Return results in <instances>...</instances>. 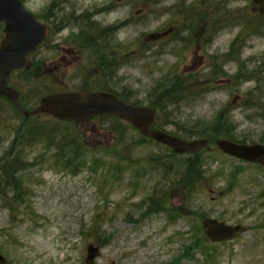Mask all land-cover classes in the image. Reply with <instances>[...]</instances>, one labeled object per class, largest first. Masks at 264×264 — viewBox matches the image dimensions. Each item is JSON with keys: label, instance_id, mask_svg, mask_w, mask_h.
<instances>
[{"label": "rangeland", "instance_id": "374dc122", "mask_svg": "<svg viewBox=\"0 0 264 264\" xmlns=\"http://www.w3.org/2000/svg\"><path fill=\"white\" fill-rule=\"evenodd\" d=\"M21 1L27 11L40 21L44 16L52 26L62 16L79 18L75 22L91 25L92 33L103 31L113 55L110 61L120 59L122 64L114 76L109 70L110 79L99 73L97 80L98 50L85 51L86 58H92L79 84L57 81L39 69L38 62L9 83L19 92L24 109L33 112L43 96L58 90L76 88L84 94L90 87H110L149 106L156 101L155 89L169 77L183 84L181 96L187 98L159 116L164 131L189 141L201 139L199 131L211 128L217 114L228 111L236 126V142L262 143L264 122L243 109L255 83L237 79L239 67L249 71L264 65V17L251 1ZM170 27L194 28L190 32L182 28L174 39L142 47L146 35ZM81 28L75 27V34ZM234 41L238 44L231 49ZM37 59L38 52L30 61ZM261 96L264 100L263 91ZM23 122L13 105L0 99V162L12 155L22 161L23 171L37 165L27 172L28 194L14 213L3 207L8 190L0 194V264H89L88 244L101 250L93 264H264L263 167L228 157L213 144L200 155L199 180L190 183L197 187L184 192L188 156L173 154L124 122L96 117L74 124L48 115L31 117V124L46 125L69 134L68 142L76 141L64 154V161L69 159L67 163L78 168L70 174L55 164L60 154L46 150L49 141L28 133L32 128ZM20 131L30 135L17 140ZM148 198L161 200L165 210L144 212ZM212 218L248 230L233 241L212 242L205 236V223ZM94 224L100 226L98 233ZM199 246H205L204 251ZM186 252L191 259L183 256Z\"/></svg>", "mask_w": 264, "mask_h": 264}, {"label": "water", "instance_id": "95a60500", "mask_svg": "<svg viewBox=\"0 0 264 264\" xmlns=\"http://www.w3.org/2000/svg\"><path fill=\"white\" fill-rule=\"evenodd\" d=\"M264 16V0H251ZM0 24L4 25V39L0 44V98H7L20 112L28 117L18 101L17 90L8 87L10 74L15 70H29L32 63L27 57L32 54L47 34L46 26L26 11L20 0H0ZM165 33H151L146 41H156ZM49 114L59 121L84 123L94 116L114 115L128 122L143 136L170 147L178 155L194 154L207 145L206 140L184 141L167 133L154 130L156 111L149 107L130 105L116 96L105 92H94L85 96L78 93H56L40 100L32 114ZM216 145L224 154L238 160L259 164L264 167V145L238 144L217 140ZM206 236L213 242H224L238 238L246 232L242 225L227 226L210 219L205 223ZM99 248H87V260L92 263L99 256ZM0 260L2 257L0 256Z\"/></svg>", "mask_w": 264, "mask_h": 264}, {"label": "trees", "instance_id": "16d2710c", "mask_svg": "<svg viewBox=\"0 0 264 264\" xmlns=\"http://www.w3.org/2000/svg\"><path fill=\"white\" fill-rule=\"evenodd\" d=\"M212 27H214V23L212 24ZM185 29L187 32H190L194 27H191L189 29H186L184 27H176L174 34H179L181 29ZM96 34V32L93 33V36ZM238 44L237 41H234L231 45V49H233ZM240 48V47H239ZM38 63L34 64V68H36ZM20 72V73H24ZM245 78V82L253 81L255 83V87L247 93V97L245 101L243 102V109L245 111L251 112L250 115L254 117H258L264 122V100L261 96V91L264 93V65L257 66L255 68H252L251 70H246V68L239 67L238 73H237V79L240 80V78ZM183 84H178L177 81L172 80L171 78H167V80L159 85L155 89L156 95V101L155 103H152L150 106L157 109L159 112V116H161L162 113L166 112L165 110L170 107L172 104L177 103L179 101H182L187 98V96H181L185 93V90L182 89ZM97 89H88L86 92L94 91ZM101 90V89H99ZM107 92L113 93L116 96H118L120 99L132 103L134 105H141L137 102H132V97L128 94H118L113 91V89H102ZM55 93V92H53ZM51 94V93H49ZM48 95V94H47ZM20 114V113H19ZM21 115V114H20ZM22 116V115H21ZM109 119L113 120L114 122L120 123V121L114 117H107ZM159 119V118H158ZM24 127L32 128L29 130L28 133H32L33 135L38 134L43 136L47 141H49V144L46 145V150L48 152L55 151L54 155L60 154V157H56L55 164L62 166L64 170H66L70 174H75L77 172L78 168H74L73 166H70L67 162L69 159L64 161V154L70 153L72 151V148L74 145H76L75 140H70L69 134L55 131L50 129L48 126H38L36 124H31L30 119L23 122ZM156 129L164 131L161 128L160 125V119L156 123ZM236 131V126L231 120V117L229 115L228 111H221L217 114L214 125L209 129H203L199 131L198 136L201 139H207L209 141L210 147L211 145L215 144L216 139H226L230 141L236 142L237 139L234 135V132ZM70 134L74 135V139H77L78 142L82 141L81 137L79 135H76L73 131L70 132ZM30 134H24L20 131L17 134V140H20L22 138L26 139ZM175 135V134H173ZM120 136V135H119ZM177 136V135H176ZM180 137V136H178ZM69 138V139H68ZM183 138V137H181ZM246 142L245 140H242V143ZM261 142L264 143V138L261 139ZM83 146V144H81ZM84 147V146H83ZM78 149L76 148L73 152V155L76 156L78 153ZM202 153H197L191 156H188L185 160V177L182 179V184L184 188L182 190L184 192L194 191V189L197 187V185H193L195 182L199 180L196 172V168L198 167V164L200 163V155ZM63 155V156H62ZM10 159V160H8ZM20 161L14 160L12 155L9 157L4 158L0 162V194L3 191L2 189H7L6 193H4L3 197V206L7 208L10 212H14L21 204L25 202L24 198L28 194L27 189H29V186L27 185L28 180V174L27 172L37 165H28V171H23L24 169L19 168ZM155 167H157V163L155 162ZM164 172H168L169 169L165 166H162ZM24 172L23 175L16 176L17 173ZM176 176V173L174 174ZM191 182H194L193 184H190ZM188 186V187H186ZM6 195H10L9 198H6ZM3 196V193H2ZM150 201V202H149ZM22 202V203H20ZM147 205V207L144 209V212L155 213L158 211H164L165 207L163 205L162 207V201L161 200H152L151 198H148L146 202H144V205ZM165 204V202H164ZM171 215H174L173 211L169 212ZM94 221H98L95 219ZM93 231L95 233H98L100 230V226L94 224L92 227ZM200 234H203L202 230ZM98 244L100 242H97ZM101 246H104V244H100ZM187 248V247H186ZM205 246H199V251H204ZM187 259H191L190 256L187 255V252L183 255Z\"/></svg>", "mask_w": 264, "mask_h": 264}, {"label": "flooded vegetation", "instance_id": "af4514ba", "mask_svg": "<svg viewBox=\"0 0 264 264\" xmlns=\"http://www.w3.org/2000/svg\"><path fill=\"white\" fill-rule=\"evenodd\" d=\"M61 1L64 2L65 0ZM54 7V4L52 5L51 3L50 8ZM62 13L63 10L60 9L59 14L61 15ZM61 18L62 16L55 26H52L51 23L48 25L47 38L40 47L38 61L44 73L48 72L53 75L57 81H81L79 82L81 84L83 82V73L87 69L86 62L89 57L90 59L92 58V56L86 58L85 51L93 49L98 50L95 56L97 67L94 69V76L97 80H101V77L98 78L99 73L110 79L109 70L113 76L121 70L119 68L122 65L120 59L113 60V62L109 59L112 53H108V46L105 37H103V31L97 32L94 38L93 33L90 32L91 25H82L75 22L79 18L72 19L71 17V20L68 17L64 20ZM75 27H82V30L75 34ZM99 88L111 89L110 87Z\"/></svg>", "mask_w": 264, "mask_h": 264}]
</instances>
